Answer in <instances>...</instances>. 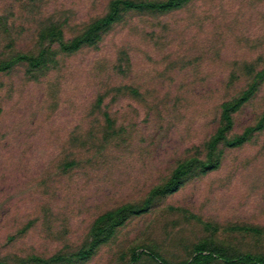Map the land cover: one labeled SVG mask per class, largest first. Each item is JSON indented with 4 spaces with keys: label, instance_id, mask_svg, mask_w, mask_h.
I'll list each match as a JSON object with an SVG mask.
<instances>
[{
    "label": "rangeland",
    "instance_id": "obj_1",
    "mask_svg": "<svg viewBox=\"0 0 264 264\" xmlns=\"http://www.w3.org/2000/svg\"><path fill=\"white\" fill-rule=\"evenodd\" d=\"M201 254L264 256V0H0V264Z\"/></svg>",
    "mask_w": 264,
    "mask_h": 264
},
{
    "label": "trees",
    "instance_id": "obj_2",
    "mask_svg": "<svg viewBox=\"0 0 264 264\" xmlns=\"http://www.w3.org/2000/svg\"><path fill=\"white\" fill-rule=\"evenodd\" d=\"M114 18L112 16H108L106 20H104L103 22L97 23L95 25V29L96 30H100L102 29L104 26H106L108 23H110V21H112ZM88 38L86 39H79L76 43L75 46H79L81 45L83 42H85ZM185 175V171L184 170H179L175 173V175L171 178V180L167 183V185L164 187L165 191L168 192H173L175 190L178 189L180 182H181V178ZM80 254L83 257L88 256L89 251H82L80 252ZM156 257H158V255H155ZM212 255L208 254V255H198L194 258V264H202L205 261H209L210 259H212ZM221 258H223L226 261H231L234 260L235 262L238 263H248V264H264V256H258V255H253V254H241L237 257H227V256H221Z\"/></svg>",
    "mask_w": 264,
    "mask_h": 264
}]
</instances>
